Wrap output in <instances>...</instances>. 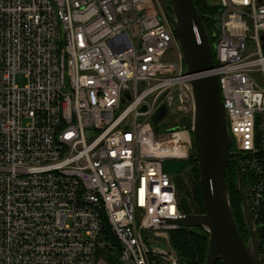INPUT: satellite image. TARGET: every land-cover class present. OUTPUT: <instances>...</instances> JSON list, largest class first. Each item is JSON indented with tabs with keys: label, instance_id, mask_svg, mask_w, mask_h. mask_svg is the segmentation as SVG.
<instances>
[{
	"label": "built area",
	"instance_id": "2783aa9c",
	"mask_svg": "<svg viewBox=\"0 0 264 264\" xmlns=\"http://www.w3.org/2000/svg\"><path fill=\"white\" fill-rule=\"evenodd\" d=\"M214 6L212 74L264 230V0ZM184 69L159 0H0V264H180L167 220L191 185L162 164L194 150ZM161 105L177 118L159 133Z\"/></svg>",
	"mask_w": 264,
	"mask_h": 264
},
{
	"label": "water",
	"instance_id": "95a60500",
	"mask_svg": "<svg viewBox=\"0 0 264 264\" xmlns=\"http://www.w3.org/2000/svg\"><path fill=\"white\" fill-rule=\"evenodd\" d=\"M166 14L185 65L184 74L192 75L214 68L206 27L193 0H159ZM194 98L192 142L198 164V183L204 205L203 213H194L189 197L181 192L179 199L183 217L168 219L169 223L184 227L201 228L208 234L207 255L204 264H261L259 241L252 231L251 214L243 189L240 190L244 221L249 231L244 241L232 211L225 172L231 157L230 136L215 75L193 77L190 80ZM167 114L161 105L151 117L157 123ZM183 160H165L163 169L178 173L185 166ZM261 234L264 230L259 227ZM190 264H197L191 244Z\"/></svg>",
	"mask_w": 264,
	"mask_h": 264
},
{
	"label": "trees",
	"instance_id": "16d2710c",
	"mask_svg": "<svg viewBox=\"0 0 264 264\" xmlns=\"http://www.w3.org/2000/svg\"><path fill=\"white\" fill-rule=\"evenodd\" d=\"M195 6L197 7L202 23L208 29V23L206 20V14L212 13L215 11L214 5H209L206 0H193ZM212 53V58L214 59V54ZM215 62V59H214ZM230 150H233V144H230ZM233 159L230 158L228 166L225 172L226 185L228 189L229 200L231 203L232 211L235 217V208L233 205V196L230 193V181H229V169L232 166ZM186 167L190 169V174L192 178L191 189L190 192H187V195L190 200V204L192 206L194 213H203L204 205L201 197L200 186L198 183V164L195 152L190 157V159L186 163ZM180 188L183 186L180 185ZM236 220V219H235ZM237 227L241 233L240 225L238 221H236ZM170 243L171 246L177 251L179 255L180 264H190L191 259V244L194 247L197 264H204L205 258L207 255V243H208V234L205 230L201 228H191L187 230L184 227H178L170 231ZM215 264H222L221 260H217Z\"/></svg>",
	"mask_w": 264,
	"mask_h": 264
},
{
	"label": "flooded vegetation",
	"instance_id": "af4514ba",
	"mask_svg": "<svg viewBox=\"0 0 264 264\" xmlns=\"http://www.w3.org/2000/svg\"><path fill=\"white\" fill-rule=\"evenodd\" d=\"M232 159H233L234 164L232 166H230L229 176H228L229 181H230V193L234 197L233 198V205L235 208V219H236V221H238V224L240 225L241 233H242V237H243L244 241L247 242L249 239V231H248L247 225L244 221V216H243L242 207H241V195H240L241 188L243 189V191L245 189L246 176L240 170L239 159L237 158L235 160L234 157H232ZM184 167L182 168V170L180 172H178V173H180V175H177V176H179L180 178L183 177V175H185V173H186V170ZM251 221H252L253 234L257 237V239L260 243L261 238H262L260 228L253 221L252 217H251Z\"/></svg>",
	"mask_w": 264,
	"mask_h": 264
},
{
	"label": "rangeland",
	"instance_id": "374dc122",
	"mask_svg": "<svg viewBox=\"0 0 264 264\" xmlns=\"http://www.w3.org/2000/svg\"><path fill=\"white\" fill-rule=\"evenodd\" d=\"M206 1H207V3L209 5H218L219 2H220V0H206ZM163 59L166 60V61H175V60H177L176 48L175 47L169 48L168 51L166 52V54L164 55ZM252 75L254 76V78L256 80H260L261 79V75H260L259 72L252 73ZM15 81H16V83L19 86H23V85L26 84L27 79H26V77L23 74H18L16 76ZM143 85H144V82L140 81L139 82L140 88ZM176 118H177V114L173 113L172 110H170L168 112L167 116L164 117L163 119H161L160 121H158L157 123H154V126H156L158 128V132L159 133H162V132L166 131L168 128H170L171 126L173 127L176 124V122H175ZM187 171L188 172H186L185 175H183V177H181V178L179 176H177V175H180V173L173 174V176L180 178L181 182H184V179H185V181L188 182L191 185L192 178H191V174H190V169L188 168ZM103 258L109 264H119V262L117 260H115L112 257H109L108 255H104Z\"/></svg>",
	"mask_w": 264,
	"mask_h": 264
},
{
	"label": "bare ground",
	"instance_id": "6f19581e",
	"mask_svg": "<svg viewBox=\"0 0 264 264\" xmlns=\"http://www.w3.org/2000/svg\"><path fill=\"white\" fill-rule=\"evenodd\" d=\"M212 70H213V68L210 69V70H207V71H203V72H198V73L192 74L190 76H191V78H193V77H201V76L212 75Z\"/></svg>",
	"mask_w": 264,
	"mask_h": 264
}]
</instances>
